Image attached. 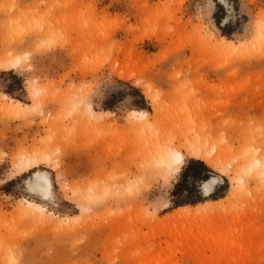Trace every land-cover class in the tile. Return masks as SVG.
Masks as SVG:
<instances>
[{
  "label": "rangeland",
  "instance_id": "1",
  "mask_svg": "<svg viewBox=\"0 0 264 264\" xmlns=\"http://www.w3.org/2000/svg\"><path fill=\"white\" fill-rule=\"evenodd\" d=\"M214 1L0 0V57L23 64L0 71V97L29 105L20 118L0 108V264H264V0H226L229 39ZM221 37L241 46L222 53ZM88 106L110 115L95 125ZM132 111L149 124L134 128ZM196 142L217 149L227 170L260 174L229 197L232 173L202 162L219 179L205 197L201 180L184 177L195 159L181 146ZM171 146L185 155L165 182L159 159ZM32 147L58 162L40 169L51 201L31 193V173L11 176L13 157ZM66 184L90 210L65 201ZM22 198L56 219L19 213ZM210 198L223 201L194 217L174 214Z\"/></svg>",
  "mask_w": 264,
  "mask_h": 264
},
{
  "label": "bare ground",
  "instance_id": "2",
  "mask_svg": "<svg viewBox=\"0 0 264 264\" xmlns=\"http://www.w3.org/2000/svg\"><path fill=\"white\" fill-rule=\"evenodd\" d=\"M219 4H223L225 6L226 0H217ZM262 18V17H261ZM261 30V29H260ZM217 42V41H216ZM217 49L220 52L227 51L234 52L235 50L239 49L241 45L235 44L223 37L219 38V42L217 43ZM216 46V45H215ZM222 52V53H223ZM22 59L15 56L14 54L5 55L0 57V71H11L17 68L22 67ZM28 90L29 95L33 101H35V98L37 97L39 90L37 88V85L33 82H28ZM146 96V99L150 102V105L152 109L155 111L156 116L158 115V112L160 110L161 104L157 101L156 97L154 96L153 89L150 87H144V93ZM2 99L0 101V108L6 109L9 113L16 115L19 118L22 116V113H25L29 107V105L22 104L19 101H12L9 100L8 97L3 94ZM0 97V98H1ZM88 115L90 118L94 120H98L95 122V125H98L100 123H103L105 121V118L110 115V113H95L90 106L87 107ZM21 115V116H20ZM99 116H102L101 119H98ZM155 119H159L156 118ZM159 116V115H158ZM16 118V117H15ZM131 119H129L130 123L136 128L139 125H146L148 123V115L144 111H132ZM154 119V120H155ZM156 121V120H155ZM159 121V120H157ZM140 122V123H139ZM149 124V123H148ZM158 125V124H157ZM154 127V125H153ZM148 128V127H147ZM146 128V129H147ZM183 147L186 152V155L192 159L199 160L203 162L206 166L210 167L212 170L219 172L222 176L228 175L232 173L231 182L233 186L229 189V197H233L234 194H236V190L240 188L243 185V182H245L247 179H251L255 177H258L260 173H257L253 168H249L246 172V175L248 177H244L243 175L237 174V170L233 169V171L227 170V168L220 164V156L217 154L215 150H213L211 147H209L206 144H203L201 142H196L192 144H184ZM181 147H167L162 153V156L159 159V170H158V176L165 182H167L171 175H175L180 171V168L184 161V155L181 152ZM218 152H220L218 150ZM222 152V150H221ZM223 153V152H222ZM259 167L262 164H258ZM58 166V162L56 163L53 159L52 155L49 154L45 150H41L39 148H30L27 149L25 152H22L19 156H14L12 160L11 165V176H20L23 174H29L31 173V177L29 180L26 181L27 187L29 190H31V193H35L41 197L42 200L45 201H51L52 200V182L48 175V173L40 171L41 168L48 169L50 171H55L56 167ZM253 171L255 173H253ZM253 173V176H252ZM10 176V177H11ZM219 184V179L216 177H210L208 180L202 181L200 184V191L203 196L209 197L215 187ZM62 190L65 195V201L69 203H76L77 209H79L81 212L90 210V205L84 201L75 200L73 196H69V193L72 191L71 186L69 184L63 185ZM225 200V199H224ZM223 200H219L216 202L207 201L204 204H199L197 206H185L180 207L176 209L175 213L176 216L179 217H194L196 216L200 211L207 210L210 208H213L219 204L222 203ZM21 205L24 204L25 206L22 208L20 207L19 213L22 211L23 215H32L35 216L34 213H40V214H46L48 213L52 217L54 214L51 211H48L45 206L36 203L34 201H29L24 198L20 199ZM23 202V203H22ZM20 205V206H21ZM19 207V206H18ZM90 207V208H89ZM30 215V216H31ZM47 215V214H46ZM29 216V217H30ZM31 216V217H32ZM40 216V215H39ZM41 217V216H40ZM57 219L59 218L56 216ZM34 218V217H32ZM36 218V216H35ZM34 218V219H35ZM54 218V217H53ZM74 217L71 216H64L61 217V220L70 222ZM42 219V218H40ZM56 219V218H54ZM180 219V218H179ZM51 223V222H50ZM47 225H51V224ZM230 231V230H229ZM232 231V230H231ZM215 238H220V234L216 235Z\"/></svg>",
  "mask_w": 264,
  "mask_h": 264
},
{
  "label": "trees",
  "instance_id": "3",
  "mask_svg": "<svg viewBox=\"0 0 264 264\" xmlns=\"http://www.w3.org/2000/svg\"><path fill=\"white\" fill-rule=\"evenodd\" d=\"M214 2H215V6L217 7V11L221 12V15H219L218 12H215L213 14L214 22L216 26L218 27V29L220 30L221 35L229 39L231 35V27L228 23H225V24L221 23L224 19V17L222 16L224 14V7L220 5L219 3H217L216 1ZM188 170L190 173L189 174L184 173V177L187 178L189 175V177H191L193 180H201V181L204 179H207L208 173L210 172V170L207 169L206 166L202 162H199L196 160H191V163H189V166H188ZM185 188L187 189V191H190V192L194 190V187L192 188V186H189V187L185 186ZM202 200L203 199L201 198V196H199L197 197V199L190 201V202H186V203L173 202V204L175 205V207H177V206L184 205V204H195Z\"/></svg>",
  "mask_w": 264,
  "mask_h": 264
},
{
  "label": "crops",
  "instance_id": "4",
  "mask_svg": "<svg viewBox=\"0 0 264 264\" xmlns=\"http://www.w3.org/2000/svg\"><path fill=\"white\" fill-rule=\"evenodd\" d=\"M217 1V0H216ZM219 3V2H218ZM221 5H223V4H221ZM210 178V177H209ZM208 178V179H209ZM208 179H206V180H208ZM203 181H205V179L203 180ZM202 182V181H201ZM216 194V187H215V189H214V191H213V194H211L210 196H212V195H215ZM215 198H219V197H215ZM210 200H213L212 202H216L217 201V199H212V198H210ZM199 205V204H198ZM197 206V205H196ZM194 207V206H193ZM180 208V207H179Z\"/></svg>",
  "mask_w": 264,
  "mask_h": 264
}]
</instances>
